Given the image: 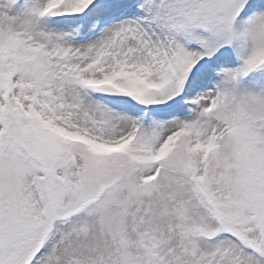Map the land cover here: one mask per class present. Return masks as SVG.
I'll list each match as a JSON object with an SVG mask.
<instances>
[{"label": "snow or ice", "instance_id": "obj_1", "mask_svg": "<svg viewBox=\"0 0 264 264\" xmlns=\"http://www.w3.org/2000/svg\"><path fill=\"white\" fill-rule=\"evenodd\" d=\"M0 264H264V0H0Z\"/></svg>", "mask_w": 264, "mask_h": 264}]
</instances>
